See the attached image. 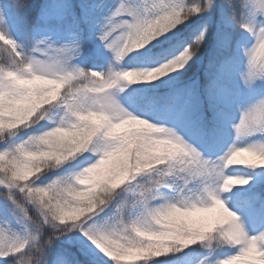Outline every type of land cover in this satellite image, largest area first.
<instances>
[{"label": "clouds", "instance_id": "1", "mask_svg": "<svg viewBox=\"0 0 264 264\" xmlns=\"http://www.w3.org/2000/svg\"><path fill=\"white\" fill-rule=\"evenodd\" d=\"M218 0H116L96 39L102 67L83 63L86 41L18 39L0 0V264H58V241L83 237L93 264H264V197L233 196L264 170V0H219L231 32L238 119L206 148L156 109L157 86L195 60L210 25L165 53L153 49Z\"/></svg>", "mask_w": 264, "mask_h": 264}, {"label": "trees", "instance_id": "2", "mask_svg": "<svg viewBox=\"0 0 264 264\" xmlns=\"http://www.w3.org/2000/svg\"><path fill=\"white\" fill-rule=\"evenodd\" d=\"M94 1L68 0L70 7L67 9L66 14L63 17L50 20L43 18V13L51 6V0H28L29 7L27 10L16 11L10 9L9 12L15 24L16 33L23 41H28L34 36L37 37L40 30L51 29L64 39L70 38L75 34L86 41V53L83 63L90 67L93 62H99L101 66H104L110 54L103 49L96 39V33L104 17L109 15L114 9L116 0ZM224 20H227V15L218 0L217 6L210 16L195 19L190 24L182 27L171 40L153 49L154 53H165L174 45H178L181 41L190 38L197 26L205 22L210 25L206 42L195 60L190 62L184 70L174 73L171 78H166L163 83L158 82L157 86L142 88V91H147L148 95L162 98L157 109H168L173 105V97L175 95L180 93L186 96L191 92L195 95V100L201 109H206V106L201 105L200 102V97L205 90V84L207 81H212V69L228 60L227 57L230 55L225 53L221 56V48L215 45L216 41L214 42L216 26L219 21ZM212 126L213 122L208 113L204 121L208 136ZM256 193L264 197V186L242 195V203L245 205L249 201L247 198L253 197ZM0 214H6L2 204H0ZM84 241L83 237L75 235L58 241L54 252V257L58 259V264H93L95 257L85 251Z\"/></svg>", "mask_w": 264, "mask_h": 264}, {"label": "rangeland", "instance_id": "3", "mask_svg": "<svg viewBox=\"0 0 264 264\" xmlns=\"http://www.w3.org/2000/svg\"><path fill=\"white\" fill-rule=\"evenodd\" d=\"M52 4L43 13V18L50 20L57 17H63L67 9L70 7L68 0H51ZM85 9V8H83ZM8 23L13 34L20 39L14 28L13 21L8 13ZM231 29L227 27V20L219 21L216 26V34L214 36L215 45L221 48L222 40L225 39L227 33ZM233 43L240 37L239 32H231ZM42 35H50L54 39H64L52 30H40L37 37ZM67 39V38H66ZM22 40V39H20ZM222 41V42H221ZM230 54V53H229ZM102 67L99 62H93L90 67ZM212 81H207L204 92L200 97L201 105H205L206 109L202 110L195 95L191 92L186 96L178 93L173 97V105L168 109H156L158 115L177 123L196 140L201 141L206 148L211 150L219 149L224 142L231 138V134L226 132V126L223 121L225 117L238 119L239 114L235 111V103L247 102L254 98L258 93H243L239 97L235 95L236 81L233 78L230 62L226 60L220 63L216 68L212 69ZM211 116L213 128L207 135L204 121L207 114ZM255 180L247 189L238 190L233 196L232 206L238 210L245 212L250 218L258 219L249 201L244 205L241 199L246 192L262 188L264 186V170H257Z\"/></svg>", "mask_w": 264, "mask_h": 264}, {"label": "snow or ice", "instance_id": "4", "mask_svg": "<svg viewBox=\"0 0 264 264\" xmlns=\"http://www.w3.org/2000/svg\"><path fill=\"white\" fill-rule=\"evenodd\" d=\"M84 244H85V251L89 252L90 254H92L91 250H90V247L88 246L87 242L84 241Z\"/></svg>", "mask_w": 264, "mask_h": 264}]
</instances>
